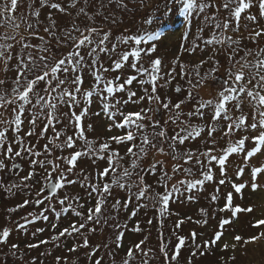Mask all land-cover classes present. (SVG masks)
<instances>
[{
	"label": "snow or ice",
	"instance_id": "1",
	"mask_svg": "<svg viewBox=\"0 0 264 264\" xmlns=\"http://www.w3.org/2000/svg\"><path fill=\"white\" fill-rule=\"evenodd\" d=\"M79 2L80 0H70L69 3L62 4L33 0V4L38 3L41 8L50 9L47 14L48 23L43 27L46 36L37 37L40 41L38 45L29 43L27 38L19 41V44L25 50H38L40 55L36 56L32 51L16 54V67L10 89L6 87L9 84L7 76L0 78V172L7 170L8 161L16 159L27 161L28 169L18 184L5 186L6 190L29 189L36 197L34 204L37 208L46 202L48 204L37 217L29 219L32 213L23 217L24 222L17 224L16 228L23 229L37 218L47 221L46 213L51 210L57 220L61 217L69 220L68 225L62 228L52 224L53 230H59L52 235L51 241L71 237L77 242L68 247L67 251L77 252L80 248L90 247L85 230L96 231L89 225L101 222L109 198L115 200L112 208L116 212L120 211L121 205L127 211L135 201L130 218L136 217L140 209L147 207L141 201L150 200L162 227L163 220L168 216L179 215L170 211L171 202L184 192L191 193L205 182L212 181L214 166H218L221 177H224L229 157L242 154L241 163L246 167H238L234 180L227 181L231 190L224 194L223 206L218 209L219 213L227 215L218 221L219 230L197 243L198 237H204L206 233L193 231L190 237L179 235L176 230L185 223V220L180 219L175 222L171 233L175 237V244L170 240L166 242L163 233H160L157 251L165 264L177 260L188 239L194 249L191 255L196 256L198 251L203 255L200 250L216 246L224 234L225 226L233 223L242 213H254L253 206L236 203L234 197L242 200L246 190L255 192L264 187V47L259 45V40L264 38V26L257 27V16L247 14L252 8V0H223L219 5L213 3V0H170L173 5L180 6L181 14L189 17V28L191 18L200 14L204 24L211 28V34L208 38L197 35L189 46V32L186 30L180 49L188 58L181 62L180 57H177L168 70L163 68L160 58L152 56L157 51L155 42L161 39V33L153 31L152 34H142L148 33L143 25H154V20L144 17L139 31H125L114 37L111 29L105 28L108 17L100 13L89 15L85 7L77 9ZM84 3L88 4L89 0H84ZM116 3L118 7L127 10L124 0H116ZM213 8L214 12H206ZM17 9L18 0H10V4L0 6V15L15 13ZM69 9H77V17L83 15L91 23L85 22L83 26L71 23L69 27V21L53 18V12L60 13L61 17L71 16ZM222 10L226 15H217ZM259 10V16L264 18V0H260ZM35 16L39 22L40 13L36 12ZM97 16L100 17L98 22ZM242 17L251 22L248 38L256 45L255 51L247 45L241 46L243 37L235 39L225 35L233 29L235 33H240ZM112 23H115L114 19ZM28 28L35 36L36 29L33 25L29 24ZM204 30L199 27L198 33ZM0 39L15 40L16 37L5 35ZM225 45L228 49L226 55ZM13 48L14 45L10 43L0 44V60L7 65L8 71H13L9 63L14 57ZM208 48H212L214 55L207 59L201 58L198 63L191 59L198 50L203 53ZM240 52L244 54L239 55ZM103 56L109 59L110 66L101 63ZM220 56L225 57L223 63ZM209 61L212 66L202 74L201 68ZM189 63H195L194 69L188 70ZM125 67L131 70L130 73L122 71ZM222 67L223 76H217ZM86 71L93 74V84L89 88L83 87ZM109 72L116 75L109 78L106 76ZM177 76L181 80L186 79L188 88L175 87L178 95L173 100L162 94L161 89L171 85ZM210 78L214 84L219 81L218 87L211 98L199 97L198 90L205 87ZM161 80L164 81L163 84L158 83ZM134 85L138 86L137 90H132ZM94 99H98L101 105V110L95 115L106 116L110 121L107 131L112 133L114 129L119 130L117 134L88 139L86 132L96 131L92 123L85 126V118L89 115ZM144 101L148 105L155 103V107L125 110L128 104L138 105ZM64 108L68 111H64ZM65 117L68 123L73 124L72 134H66L56 127ZM38 123L43 125L40 133L35 131ZM25 124L28 126L27 131H24ZM49 128L53 135L46 138L42 149H38L31 140L26 141V137L34 135L44 137ZM204 133L206 136L202 135ZM198 138L205 140L203 149L186 147L188 142ZM218 139H226L228 146L218 150ZM78 141L83 142L80 151L75 150ZM122 147L125 149L123 154L120 150ZM66 149L73 151L64 155ZM218 151L222 154H216ZM157 154L170 158V161L156 159ZM82 156L106 161L107 167L95 173V182L82 172V179L70 178ZM126 157L131 158L129 167H123L121 163ZM149 157L151 159H146ZM170 162L174 163L169 168ZM12 167L19 169L20 165L13 164ZM118 169L122 170L118 173ZM177 175L184 178L170 184ZM147 176L154 177L155 183L147 182ZM245 179L247 183L244 182ZM77 183L88 190V201L78 195H58L68 186ZM219 184L225 185L226 180L221 178ZM113 187L126 195L117 199L113 195ZM134 187L137 189L135 192L132 191ZM149 192L150 196L147 195ZM218 198L213 195L211 200L215 202ZM93 199L94 205L90 203ZM187 199L192 200L194 197L188 195ZM30 203L33 201L25 199L10 211L18 212ZM200 211L207 217L205 209ZM187 220L191 221L192 217H187ZM193 222L201 226L209 223L207 218ZM146 223L151 225L153 220ZM249 224L250 228L260 231L247 238L235 235L232 251H235L236 245L246 246L264 240V218L249 221ZM113 227L116 229V246L119 248L122 246L124 233L119 222ZM123 227L126 228L127 225ZM131 230L138 233L143 229L137 222ZM37 231L43 232L44 229ZM10 235L11 230L7 226L3 227L0 230V244H6ZM78 237H83L82 243L78 241ZM48 243V240H41L39 244L29 243L27 246L37 248ZM144 243L145 240H141L134 247H129L123 264H135V254L143 252ZM17 247V244H12L13 249ZM56 247L60 248V244H56ZM228 247V244H224L221 250L226 251ZM99 250L96 247L89 255L95 256ZM229 259L234 260L235 256ZM54 260L55 264H61L62 260L67 264L66 257L55 256ZM93 264H102V259H95ZM142 264L147 262L142 260Z\"/></svg>",
	"mask_w": 264,
	"mask_h": 264
},
{
	"label": "rangeland",
	"instance_id": "2",
	"mask_svg": "<svg viewBox=\"0 0 264 264\" xmlns=\"http://www.w3.org/2000/svg\"><path fill=\"white\" fill-rule=\"evenodd\" d=\"M51 2H60L62 4H67L70 0H46V3ZM223 0H213V3L219 5ZM4 3L10 4V0H0V6ZM124 3L127 4V10L117 6L116 0H112L110 3L109 0H89L88 4L84 3V0H80L77 4V9L80 7H85L89 15H94L100 13L108 17V21L105 24L106 30L111 29L113 36H119L125 31L136 32L141 29L143 24V18L147 17L154 20V25H143L144 28L148 29V33L142 34H152L153 31L161 33V39L156 41L157 51L152 54L153 58H160L162 61V66L165 70L171 68L172 61L177 57H180L181 62H184L188 57L187 54H182L180 45L184 43L182 37L184 32L187 30L188 35V44L190 46L191 42L196 39L197 35L208 38L211 34V28L206 26L203 21V16L200 14L195 15L191 18V25L187 21L189 17L184 16L179 12V5H173L170 0H124ZM259 4L260 0H252V8L248 11L247 14L257 16L258 25L264 26V18L259 16ZM31 5V7H30ZM77 9H69L72 13L71 16L61 17L60 13L53 12V18H62L69 21V27L71 23H80L83 26V23H91L87 21L86 17L80 15L77 17ZM50 9L41 8L38 3L33 4V0H18V9L15 13L8 12L6 14L0 15V37L7 35L8 37H16L15 40H4L0 39V44H13V53L14 57L11 64L13 71L7 70V65L0 60V78L7 76L9 84L6 85L10 89L11 80L14 75V69L16 67V54H22L26 51H32L34 55H40L38 50H25L20 47L19 41L27 38L28 42L34 45L40 44L38 36H46L43 32V27L48 23L47 14ZM215 9H207V13L214 12ZM39 12V22L35 16V13ZM217 15H226V13L221 11ZM99 16H97V22L99 21ZM115 20V23H112V20ZM19 24H18V23ZM32 24L36 29V35H32L31 29L28 28V25ZM251 22L246 20V18L241 19L240 22V33H235L234 29L227 32L226 36H233L235 39L241 40V46L247 45L249 48H252L253 51L256 50V45L249 41V26ZM203 27L205 30L202 33H198V28ZM63 31V29H61ZM28 34V35H27ZM47 39V37H46ZM151 43V42H150ZM259 45L264 47V38L259 40ZM148 47L149 45H143ZM219 47V46H216ZM227 45H225V55L227 54ZM243 52H240L239 55H243ZM214 55L212 48L206 49L203 53L199 50L197 53L191 57L195 63H198L201 58L207 59L208 56ZM219 59L221 62H224L225 57L220 56ZM250 59H252L250 57ZM101 63L104 66H110V61L106 56L101 57ZM195 63H189L187 65L188 70H192L195 67ZM212 66L211 61L208 64H205L201 68V73L209 71V68ZM125 73H130V69L125 67L123 70ZM179 71V66L177 65V72ZM224 69H220V72L217 73V76H223ZM116 75V73L109 72L106 74L109 78ZM165 79L167 77L165 76ZM195 79V77H193ZM84 88H89L93 84V74L90 72L84 73ZM163 84L164 81L161 80L158 82ZM219 81L213 82L210 78L206 82V86L198 90L199 97L208 99L211 98V95L215 92L216 87H218ZM181 86L185 89L188 88L186 79L181 80L179 76L172 81V84L161 89L162 94H166L168 97H171L173 100L176 99L177 93L175 92V87ZM138 86L134 85L132 90H137ZM2 90V89H0ZM138 94H142L138 92ZM186 94V93H185ZM125 95V94H120ZM155 107V103L148 105L147 101H144L138 105L128 104L125 106V110H138L140 107ZM68 111L67 108L63 109ZM101 110L100 101L94 99L90 107L89 115L85 118V126L87 123H92L96 131L86 132L88 139H96L99 137H106L109 135L117 134L119 130H113L112 133L107 131V128L110 124V121L106 116L101 114L96 116L95 113ZM78 112L79 109H76ZM42 124L38 123L35 131L37 133L41 132ZM56 127L66 134H72L73 124L68 123L67 118H63L61 124L56 125ZM28 130L27 124L24 125V131ZM11 135V133L9 134ZM53 135L52 129L49 128L48 132L44 134V137H38L36 135L32 137H26L27 140H31L38 149H42V146L46 143V138H51ZM206 136V133L202 134ZM219 136V134H217ZM228 146L226 139H218L216 145L217 149L226 148ZM186 147H191L195 150L197 147L203 149L205 147V140L203 138H198L197 140L190 141L187 143ZM83 148V142H77L76 151H80ZM121 154L125 151L122 147ZM167 150V149H166ZM73 150L66 149L63 153L68 155ZM57 154L58 151H57ZM216 154L219 153V151ZM156 159H165L169 160L170 158L156 155ZM151 159V157L146 158ZM243 159L242 154H233L229 157L225 165L226 175L221 177L218 170V166H214V179L212 181L205 182V184L199 187L198 190H194L191 193L184 192L182 196L170 203V211L179 213V215H170L163 220V226L161 227L160 223L157 220V214L155 209L152 207L150 200H144L140 203L147 205L146 208L140 209L138 215L134 218H130L132 208L135 206V201L133 205L129 206V209L125 211L121 205L120 211L116 212L112 208V204L115 203V200L109 198L108 203L105 205V210L101 217V222L99 224H91L89 227H94L95 232H88L85 230V235L88 236L90 241L89 248H80L77 252L69 253L67 251L68 247H71L74 241L71 237L67 240H61L52 242V235L56 234V231L53 230L52 224H57L60 228L67 226L69 220L67 218L61 217L60 220H57L55 213L49 210L46 215L48 220L45 221L43 218H37L34 223L27 224L23 229H17L16 225L23 223V217L28 216L29 213H32L33 217H37L39 212L42 211L45 207H48L47 202L44 205L37 208L34 204L36 197L33 194L32 190L25 188L12 189L11 191L6 190L5 186H10L13 184H18L20 178L27 172V161L25 160H12L8 161L7 170L0 172V230L3 227L7 226L11 230V235L8 238L6 244H0V264H55L54 257L62 256L67 258V264H93L95 259H102V264H123L126 259V252L129 247H134L135 243L145 240V243L142 245L143 252H137L135 254V264H142V260L146 261L147 264H165L162 259V255L158 253L157 246L159 244L160 233H163L165 241H171L172 244L176 243L175 237L171 235L175 222L177 220L183 219L185 223L181 225L179 230H176L179 235H184L185 237H190V233L195 231L197 233H206L204 237H198L197 243H200L201 240L206 239L214 234L218 229V221L226 216L225 213H219L218 209L223 206L224 203V194L227 191H230V184L227 181H233L235 173L238 167H246L241 163ZM131 158H127L125 161H122L123 167H129ZM169 163V168L171 167ZM13 164L21 165V170L16 171L13 169ZM107 167L106 161L94 160L88 156H82L79 158L77 163V168L74 170V174L71 175V179H82L80 173L82 172L84 176H89L92 182H95V173L102 171L103 168ZM122 169H118L121 171ZM181 175L173 177V180L170 182L175 183L179 179H183ZM224 178L226 180L225 185H220L219 180ZM105 179H108L107 177ZM146 181L149 183H155V178L152 176H147ZM247 183V179L244 180ZM162 191V189H159ZM87 189L80 187V184H74L68 186L65 190L58 195H70V196H80L84 201H88ZM113 195L119 199L126 195L125 192L121 191L118 188L113 187ZM133 192L137 191L134 187ZM147 195H151L149 192ZM191 195L194 197L192 200H188L187 196ZM217 195L219 198L213 202L211 197ZM29 199L33 203H30L28 207L19 209L18 212L10 211L13 208H16L23 200ZM236 203L242 205L253 206L255 211L253 214L242 213L234 220L230 225L225 226L224 234L221 240L217 243L216 246L209 249H201L204 254L201 255L200 252H197L196 256H192L191 252L194 250L191 246V240L186 241V246L181 249L180 256L176 261H172L171 264H188L191 261V264H264V240H260L257 243L248 244L246 246L236 245L235 251H232V246L235 243L233 237L235 235H241L247 238L250 235L256 234L258 229L250 228L249 221L255 219L264 218V187H261L259 190L253 192L251 189H248L244 192V198L240 200L238 197H234ZM94 205L95 200L93 199L90 202ZM201 209H205L207 212V217L201 213ZM57 210H59V205H57ZM86 211V209H85ZM70 215V214H69ZM187 217H192V220H187ZM207 218L209 223L208 225L201 226L193 221L203 220ZM107 219V223H105ZM153 220L151 225L147 224L148 220ZM117 222L122 226L121 231L124 233V239L121 242L122 246L117 248L116 246V229L113 225ZM139 222L141 232L134 233L132 228L135 227L136 223ZM127 225V227H123ZM44 229L43 232L37 231V229ZM146 238V239H145ZM83 237H78V241L82 243ZM41 240H48V244H42L37 248H29L27 245L29 243L39 244ZM12 244H17L18 247L13 249ZM56 244H60V248L56 247ZM224 244H228V250L222 251ZM99 247V251L95 256H90L89 254L96 248ZM235 256L234 260L229 258ZM61 264H64L63 260Z\"/></svg>",
	"mask_w": 264,
	"mask_h": 264
}]
</instances>
